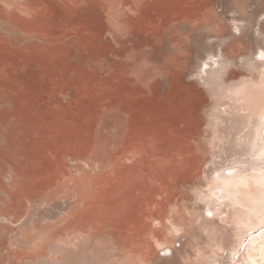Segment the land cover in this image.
<instances>
[{"label":"bare ground","instance_id":"obj_1","mask_svg":"<svg viewBox=\"0 0 264 264\" xmlns=\"http://www.w3.org/2000/svg\"><path fill=\"white\" fill-rule=\"evenodd\" d=\"M262 50L264 0H0V264H264Z\"/></svg>","mask_w":264,"mask_h":264},{"label":"rangeland","instance_id":"obj_2","mask_svg":"<svg viewBox=\"0 0 264 264\" xmlns=\"http://www.w3.org/2000/svg\"><path fill=\"white\" fill-rule=\"evenodd\" d=\"M67 18H68V17H67ZM67 18H66V19H67ZM69 20H71V19L69 18ZM69 76L71 77V75H69ZM55 217L58 218V216H55ZM55 217H54V218H55ZM57 218H56V219H57ZM184 241H185V240L182 238V240H181L180 242L183 243ZM180 242H177V243L175 244L176 248H180ZM5 252H6V251H3V253H5Z\"/></svg>","mask_w":264,"mask_h":264},{"label":"snow or ice","instance_id":"obj_3","mask_svg":"<svg viewBox=\"0 0 264 264\" xmlns=\"http://www.w3.org/2000/svg\"><path fill=\"white\" fill-rule=\"evenodd\" d=\"M259 58H260L261 60H264V50H262V51L260 52V54H259ZM262 120H264V116H262Z\"/></svg>","mask_w":264,"mask_h":264}]
</instances>
